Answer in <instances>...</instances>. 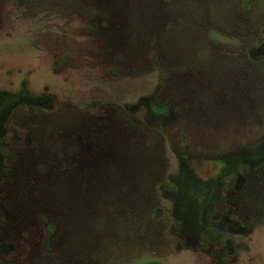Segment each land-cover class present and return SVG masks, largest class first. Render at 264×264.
Returning a JSON list of instances; mask_svg holds the SVG:
<instances>
[{
  "label": "rangeland",
  "instance_id": "rangeland-1",
  "mask_svg": "<svg viewBox=\"0 0 264 264\" xmlns=\"http://www.w3.org/2000/svg\"><path fill=\"white\" fill-rule=\"evenodd\" d=\"M264 264V0H0V264Z\"/></svg>",
  "mask_w": 264,
  "mask_h": 264
},
{
  "label": "trees",
  "instance_id": "trees-1",
  "mask_svg": "<svg viewBox=\"0 0 264 264\" xmlns=\"http://www.w3.org/2000/svg\"><path fill=\"white\" fill-rule=\"evenodd\" d=\"M144 264H165V263H163V262H160V261H148V262H146V263H144Z\"/></svg>",
  "mask_w": 264,
  "mask_h": 264
}]
</instances>
